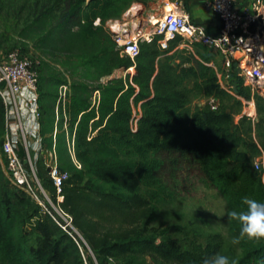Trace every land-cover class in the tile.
<instances>
[{
  "label": "trees",
  "instance_id": "16d2710c",
  "mask_svg": "<svg viewBox=\"0 0 264 264\" xmlns=\"http://www.w3.org/2000/svg\"><path fill=\"white\" fill-rule=\"evenodd\" d=\"M135 1L47 0L45 9L28 26L31 33L45 31L48 41L64 35L78 49L63 62L73 78L68 74L62 79L49 76L42 86L40 76V106L42 132L49 147L56 140L61 169L89 178L85 187L68 185L71 174L64 185L63 202L86 238L83 216L131 224L147 210L149 221L157 219L158 203L172 195L169 181L186 171L195 170L219 192L228 215L232 210H244L246 197L264 202V175L253 169L252 160L264 154V96L252 92L236 70L230 76L236 77L234 84H228L229 89L222 87L217 70L207 63L209 58H195L196 80L191 90L215 96L221 105H206L189 120L185 107L190 89L184 87L183 70L173 61L175 53L171 54L183 37L178 35L166 47L162 34L150 42L141 41L134 61L121 54L114 33L105 27ZM57 9L62 14L54 23ZM132 66L133 74L112 76L116 70L127 71ZM63 83L70 87L66 111L81 169L68 151L62 108L54 135L55 107ZM96 91L99 97L94 99ZM238 96L255 100L257 118L243 116L233 129V113L240 112L243 103ZM225 101H233L238 108L229 110ZM4 130L5 109L0 98V170ZM13 195L0 185V264H84L74 238L49 214L36 218L33 226L39 238L31 243V231L20 230L21 215ZM230 218L240 230V222ZM223 246L222 236L214 233L205 245L191 239L183 248L173 238L159 241V235L145 226L135 237L103 246L99 254L94 252L100 264H106L108 257L123 264H147L149 256L170 264H204L222 254ZM240 246L241 256L229 257L230 264H264V238L245 235Z\"/></svg>",
  "mask_w": 264,
  "mask_h": 264
},
{
  "label": "built area",
  "instance_id": "2783aa9c",
  "mask_svg": "<svg viewBox=\"0 0 264 264\" xmlns=\"http://www.w3.org/2000/svg\"><path fill=\"white\" fill-rule=\"evenodd\" d=\"M173 3L172 9L167 6L160 17L150 19L154 30L149 34L142 31L127 33L126 29L114 28V39L121 54L135 61L140 53L141 41L150 42L156 34H162V45L166 47L168 41L180 35L191 44H201L218 51L222 61V73H219L216 66L215 68L222 87L229 89L228 85L223 84L221 76L230 77L236 70L245 85L255 92L264 78V0H252L242 10L236 7L235 0H210L213 12L222 21L216 32L192 21L184 11L177 10L175 5L181 7L182 0H174ZM131 69L135 67L132 66L127 71ZM69 92L68 83L60 85L55 107L54 135L58 132L62 108L68 151L74 165L81 169L82 164L76 155L75 132L71 134L69 131L70 122L66 111ZM98 97L99 91H96L94 99ZM0 98L5 109L1 153L13 185L21 188L45 214L51 215L74 238L84 264H100L87 238L75 225L73 215L63 207L64 185L71 172L60 167L56 140L52 147L46 144V136L42 132L40 75L36 61L19 48L0 51ZM249 102L254 105L253 99ZM246 114L253 121L257 118L256 111L253 113L250 110ZM136 121L137 119L135 123ZM253 169L264 175V154L254 158ZM44 170L51 181L53 196L39 176ZM106 264L123 263L108 257Z\"/></svg>",
  "mask_w": 264,
  "mask_h": 264
},
{
  "label": "rangeland",
  "instance_id": "374dc122",
  "mask_svg": "<svg viewBox=\"0 0 264 264\" xmlns=\"http://www.w3.org/2000/svg\"><path fill=\"white\" fill-rule=\"evenodd\" d=\"M46 1L0 0V51L19 48L28 53L36 61L42 86L45 84L46 77L54 76L62 79L67 74L71 76L70 71L64 66L63 62L69 61L78 51L72 41L64 35H60L61 37L53 36L48 41L46 40L45 31H37L36 33L29 31V24L45 9ZM165 11L166 8L162 0H137L132 3L120 18L108 20L105 27L111 33H114V28H122L126 29L127 33L134 34L136 31H147L149 34L154 30L150 19L160 17ZM61 14L60 9L55 11L56 18L54 23L59 21ZM74 29H77V26ZM262 44L264 46V32ZM173 53H175L173 61L183 70L184 87L190 89L189 102L185 107L188 119L191 120L194 114L206 105H210L213 108L220 106L221 101L217 97L191 90L196 80L193 62L195 58L204 60L205 57H208L209 61L207 63L214 68L218 66L219 73H222V61L218 51L201 44H191L182 39L171 52V54ZM127 72L133 74L134 69ZM125 74V71L119 69L112 76H124ZM71 78L73 77L71 76ZM235 78L221 76L223 84L226 85L234 84ZM75 79L77 80V78ZM256 91H259L264 96V78L257 85ZM238 98L243 103L241 111L233 113V129L239 127L242 117L247 116L246 112L256 110L257 113L254 99V105L252 106L249 102L250 100L240 96ZM224 103L229 106V110L238 108V105L233 104V101H225ZM253 158L252 160H254ZM195 172V170L186 171L184 174L169 181L168 191L172 195L158 203V218L155 220H148L147 210L142 211L137 221L131 224L120 222L113 218L83 216L82 219L87 227L88 242L96 254L100 253L101 247L114 241L133 238L145 226H148L159 235V241L164 237L173 238L183 248L188 247L191 239H196L199 243L205 245L210 234L218 233L224 241L222 254L239 258L242 253L240 240L244 236L239 237L240 230L228 215L223 197L217 190L202 181ZM71 174L72 177L68 185L85 187L89 179L87 176L78 175L75 172ZM39 176L53 196V190L49 186L50 181L45 170L41 171ZM0 185L3 188L8 187L14 193L13 199L18 204L21 215L20 230L22 232L31 231L28 236L31 239V243L36 244L39 237L33 223L39 214L44 213L41 207L33 202L21 188L13 185L5 163H3L0 170ZM19 193L24 197L19 198ZM237 237H239L238 242H234ZM170 263L154 260L150 256L147 262V264Z\"/></svg>",
  "mask_w": 264,
  "mask_h": 264
},
{
  "label": "clouds",
  "instance_id": "9594fccd",
  "mask_svg": "<svg viewBox=\"0 0 264 264\" xmlns=\"http://www.w3.org/2000/svg\"><path fill=\"white\" fill-rule=\"evenodd\" d=\"M247 207L241 212L230 211L229 215L240 222L239 237L247 235L249 238H264V202L246 197ZM237 237L234 242H238ZM204 264H230L227 255L216 254L204 261ZM234 264V262H233Z\"/></svg>",
  "mask_w": 264,
  "mask_h": 264
},
{
  "label": "crops",
  "instance_id": "0c3cea01",
  "mask_svg": "<svg viewBox=\"0 0 264 264\" xmlns=\"http://www.w3.org/2000/svg\"><path fill=\"white\" fill-rule=\"evenodd\" d=\"M162 1L164 2L165 8L169 6V4L174 6V0ZM209 1L210 0H182V4L180 5L181 7H177V5H175V8L188 14L192 21L203 24L209 30L216 32L221 27L222 21L213 12ZM251 2L252 0H235V5L238 9L242 10L244 7L250 5ZM142 32L148 34L147 31ZM216 68L218 69V66H216Z\"/></svg>",
  "mask_w": 264,
  "mask_h": 264
},
{
  "label": "bare ground",
  "instance_id": "6f19581e",
  "mask_svg": "<svg viewBox=\"0 0 264 264\" xmlns=\"http://www.w3.org/2000/svg\"><path fill=\"white\" fill-rule=\"evenodd\" d=\"M173 7H172V5H169V9H172ZM153 19H155V17H153Z\"/></svg>",
  "mask_w": 264,
  "mask_h": 264
}]
</instances>
